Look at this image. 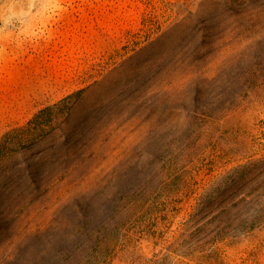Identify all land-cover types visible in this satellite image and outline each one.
<instances>
[{
    "label": "rangeland",
    "instance_id": "rangeland-1",
    "mask_svg": "<svg viewBox=\"0 0 264 264\" xmlns=\"http://www.w3.org/2000/svg\"><path fill=\"white\" fill-rule=\"evenodd\" d=\"M261 159L264 0H0V264H264Z\"/></svg>",
    "mask_w": 264,
    "mask_h": 264
},
{
    "label": "trees",
    "instance_id": "trees-1",
    "mask_svg": "<svg viewBox=\"0 0 264 264\" xmlns=\"http://www.w3.org/2000/svg\"><path fill=\"white\" fill-rule=\"evenodd\" d=\"M248 166L251 168L249 172L241 176L236 175L230 186L221 188L222 198L216 206L219 213L214 219V230L205 232L203 238L191 240L185 254L197 249L200 241L205 240V244H213L225 239L224 232H250L264 224V159ZM238 172L239 169H236L235 174ZM150 262L164 264L160 260Z\"/></svg>",
    "mask_w": 264,
    "mask_h": 264
}]
</instances>
